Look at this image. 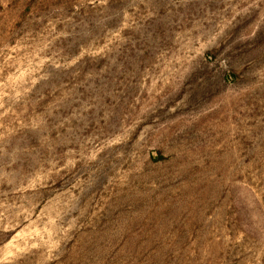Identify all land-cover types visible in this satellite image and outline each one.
I'll return each instance as SVG.
<instances>
[{"label":"rangeland","instance_id":"1","mask_svg":"<svg viewBox=\"0 0 264 264\" xmlns=\"http://www.w3.org/2000/svg\"><path fill=\"white\" fill-rule=\"evenodd\" d=\"M0 264H264V0H0Z\"/></svg>","mask_w":264,"mask_h":264}]
</instances>
